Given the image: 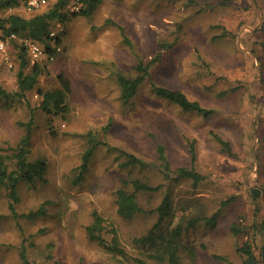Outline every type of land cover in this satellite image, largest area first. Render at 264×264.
Returning a JSON list of instances; mask_svg holds the SVG:
<instances>
[{"label":"rangeland","instance_id":"obj_1","mask_svg":"<svg viewBox=\"0 0 264 264\" xmlns=\"http://www.w3.org/2000/svg\"><path fill=\"white\" fill-rule=\"evenodd\" d=\"M75 4L71 0L67 10L77 11ZM16 13L24 15L22 6L1 14ZM109 22L123 28L130 44ZM62 27V51L53 62L40 63L36 89L23 99L0 96V154L20 145L33 118L29 160L44 158L48 165L43 180L20 184L17 218L9 211L7 190L0 188V264H24L23 250L30 264L155 263L151 247L136 240L157 222L152 211L169 187L173 211L160 234L168 237L178 224L185 227L188 219L218 212L215 229L199 223L182 234V264H242L237 247L247 241L254 242L264 264V0H102L92 15ZM19 52L12 48L5 55L9 62L0 55V85L10 94L19 90ZM28 60L27 71L33 66ZM152 60L147 80L125 104L117 75L133 79L136 66ZM61 74L72 86L69 111L48 115L39 108L37 91L60 88ZM153 85L184 92L210 115L183 111L155 96ZM212 133L230 143L233 155L222 151ZM92 140L101 143L78 181ZM159 145L169 172L159 159ZM118 149L141 158L146 167L124 166ZM181 167L193 168L205 180L175 182ZM134 179L162 189L140 193L144 212L126 220L117 212L116 193L121 187L131 191L124 181ZM224 201L230 203L222 206ZM41 207L44 216H26ZM94 211L105 220L108 242L116 230L125 257L88 238ZM234 224L243 233L235 235Z\"/></svg>","mask_w":264,"mask_h":264},{"label":"trees","instance_id":"obj_2","mask_svg":"<svg viewBox=\"0 0 264 264\" xmlns=\"http://www.w3.org/2000/svg\"><path fill=\"white\" fill-rule=\"evenodd\" d=\"M23 1V3H22ZM71 0H57L51 6L48 5V9L41 13L32 14L28 18H24L17 14H11L9 16H3L1 19L2 26L6 33L16 34L19 38H29L34 39L45 45L49 52H52V38L50 37V32L57 29V23L65 24L70 20L78 17H89L92 15L98 6L102 3V0H75L78 4L79 10L75 12H70L67 10ZM168 2L178 1V0H163ZM25 0H0V13L18 8L23 6ZM113 26L120 29V32L124 33L123 28L116 23L109 22ZM62 31H58L56 43L62 47ZM124 41L130 44V41L123 35ZM12 46L19 49V59H20V69L17 73L18 79V92L15 94H10L0 85V96L6 100L12 97L25 98L26 93L36 89L39 77L43 72V68L40 63L33 65L29 71V60L28 54L25 48L19 44L17 40L12 41ZM261 47L264 51V42H262ZM153 60L147 64L139 63L136 66L138 75L130 79L123 74L117 75V83L120 89L121 100L128 104L132 99L138 94L141 86L147 80L150 74V68L153 64ZM60 88L41 90L37 91L38 96L41 98L39 108L48 115H65L69 111V106L67 105L66 98L72 91V86L69 79L63 74L58 77ZM152 92L155 96L168 101L169 103L177 105L183 111L194 112L197 114H204V116H209L211 111L205 109L200 102L192 101L184 92L180 90H173L170 88L153 85ZM33 118L30 122L26 124V135L20 141V145L15 149H12V153L0 154V188H5L7 190V195L9 198V211L11 215L17 218V204L20 201L19 198V186L22 183H33L36 180H43L44 175L47 172V163L44 158H38L35 161L29 160V146L31 143V125L33 124ZM213 137L220 144L222 151L229 155H233L232 147L230 143L224 140L220 135L212 133ZM94 140V139H93ZM91 141V146L82 155V164L80 166V175L77 179L80 181L84 173L88 169V164L93 154L95 153L97 147L101 142ZM1 151L2 148H0ZM120 156L125 158L123 162L124 166L132 167H146V162L134 154L128 153L124 150H119ZM157 153L160 161L163 162L164 169L166 172L170 170V164L167 160L164 152V147L159 145L157 147ZM189 153L191 155L192 164L196 161V147L193 142L189 144ZM177 178L175 182L187 178L194 181L197 185L199 182L205 180V176L196 172L193 168H178L176 171ZM168 175V174H167ZM170 179L169 176H166ZM132 185V190H128L126 187H121L117 190V212L118 214L126 219L131 220L137 214L143 213L144 209L138 202V195L140 193H152L157 192L162 189V186H151L148 183L141 181L140 179H134L131 181H124L125 185L129 183ZM168 193L164 196L161 203L156 207L152 213L157 214V222L154 224L149 234L145 237L136 240L137 243L143 246L151 247L152 254L149 256L153 259L155 263L148 264H182L179 256V251L181 248L180 237L185 232L186 229L197 226L199 223H204L207 227L215 229L218 226V212L212 214L211 216H197L188 219L186 226L180 223L178 224L168 237L160 234L162 230L163 223L172 215V198L170 195V187ZM256 196V197H255ZM259 192H254V197L257 198ZM233 199V198H232ZM231 201V200H230ZM230 201H224L222 206H227ZM46 214V209L41 207L39 210L30 212L26 216L30 219L44 216ZM92 222L86 227V232L88 238L97 243L99 246L103 247L109 253L116 256L125 257L127 252L121 246L118 239V235L115 229H112L114 234L112 240L108 242L104 236L105 232V220L97 211L92 213ZM262 230H264V222L261 225ZM232 232L235 235L243 233V230L237 225H232ZM237 252L242 258V264H259V258L256 254V247L254 242H244L237 247ZM264 256V248H263ZM21 259L24 264H30L26 251L21 252Z\"/></svg>","mask_w":264,"mask_h":264},{"label":"built area","instance_id":"obj_3","mask_svg":"<svg viewBox=\"0 0 264 264\" xmlns=\"http://www.w3.org/2000/svg\"><path fill=\"white\" fill-rule=\"evenodd\" d=\"M50 1L51 0H25L23 8L29 14H36L43 8L47 7L50 4ZM74 6H76V10L78 11L80 6L78 4H75ZM2 18L3 16L0 13V55L5 56L12 48H14L12 46L13 40H17L19 44L26 49L28 58L31 60L33 65L41 63L44 60L53 62L57 55L62 51V48L56 43L58 31L63 30L61 23H57V29L50 32V37L53 40L51 45L53 51L49 52L47 47L37 40L19 38L16 34L6 33L1 23ZM4 59L9 62V58L7 56H5Z\"/></svg>","mask_w":264,"mask_h":264},{"label":"crops","instance_id":"obj_4","mask_svg":"<svg viewBox=\"0 0 264 264\" xmlns=\"http://www.w3.org/2000/svg\"><path fill=\"white\" fill-rule=\"evenodd\" d=\"M22 11L24 12V15L22 14V15H20V14H17V15H20V16H22V17H24V18H28V17H30V16H28V17H26L25 15H28V13L25 11V9L23 8V6H22Z\"/></svg>","mask_w":264,"mask_h":264}]
</instances>
